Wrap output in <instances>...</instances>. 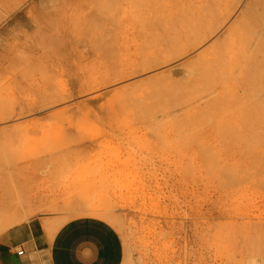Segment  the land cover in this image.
Listing matches in <instances>:
<instances>
[{
	"label": "rangeland",
	"instance_id": "1",
	"mask_svg": "<svg viewBox=\"0 0 264 264\" xmlns=\"http://www.w3.org/2000/svg\"><path fill=\"white\" fill-rule=\"evenodd\" d=\"M209 1L27 0L6 17L0 204L22 202V224L42 218L50 237L75 218L108 220L124 264H264V22L253 13L230 31L250 0ZM62 3L89 34L28 39Z\"/></svg>",
	"mask_w": 264,
	"mask_h": 264
},
{
	"label": "crops",
	"instance_id": "2",
	"mask_svg": "<svg viewBox=\"0 0 264 264\" xmlns=\"http://www.w3.org/2000/svg\"><path fill=\"white\" fill-rule=\"evenodd\" d=\"M47 223L33 219L0 236V264H124L121 236L107 221L75 218L52 237Z\"/></svg>",
	"mask_w": 264,
	"mask_h": 264
},
{
	"label": "bare ground",
	"instance_id": "3",
	"mask_svg": "<svg viewBox=\"0 0 264 264\" xmlns=\"http://www.w3.org/2000/svg\"><path fill=\"white\" fill-rule=\"evenodd\" d=\"M25 1H27V0H0V23L6 18V17H8L13 11H15L16 9H18V7L19 6H21V4L22 3H24ZM71 1V3H72V0H70ZM75 1V0H74ZM79 2L81 1V3H82V1H84L85 3H83V4H86L87 5V2L89 1V0H78ZM189 1V0H188ZM198 1V0H197ZM209 1V0H208ZM211 1V0H210ZM209 1V2H210ZM218 1V0H217ZM234 1V0H233ZM239 1V0H238ZM196 2V1H195ZM200 2V1H199ZM205 2V1H204ZM221 1H219V3H220ZM227 2V1H226ZM235 2H237V0L235 1ZM240 2V1H239ZM186 3H187V1H186ZM201 3H203V2H201ZM238 3V2H237ZM66 5L68 4V3H65ZM65 4H64V6H65ZM69 4H70V2H69ZM83 4H80L81 5V7L83 8V7H85L86 5H83ZM188 4H190V3H188ZM193 4V6L195 5V3H192ZM197 4V3H196ZM239 4V3H238ZM237 4V5H238ZM191 5V4H190ZM203 5V4H202ZM205 5V4H204ZM207 5V4H206ZM211 5V4H210ZM210 5H208V7L207 8H209L210 7ZM217 5H218V2H217ZM237 5H235V10H236V6ZM62 6H63V3H62V5H60V8L59 9H57L55 12H54V15H53V17H51V20H50V18L49 17H47V16H43L42 18H40L39 16H40V14H39V16L37 15L36 17H34V18H36V20L34 21V26L37 28V31L35 32V34L33 35V36H30V37H27L28 39H34V40H44V39H52L53 41H57L58 39H72L71 37H73V39L74 40H77L76 38H80L79 36H81V35H78L77 33L82 29L83 31H82V33H83V35H84V33H85V36H86V34L88 33V32H85V30L80 26L79 27V25H81V24H77L76 26L77 27H79L80 29H78V31L75 29V18L72 16V18H71V15L69 14V16H67V13H66V15H65V12H69V11H67L66 9V11L64 10V14H63V8H62ZM192 6V5H191ZM197 6V5H196ZM221 6V5H220ZM67 6H65L64 8H66ZM81 7H80V9H81ZM190 7V6H189ZM232 7H233V5H232ZM231 7V8H232ZM197 8V7H196ZM212 8V7H211ZM194 9H195V7H194ZM198 9V8H197ZM216 9V8H215ZM229 9V8H228ZM233 9V8H232ZM187 9H185V11H186ZM199 10V9H198ZM203 10V9H202ZM208 10V9H207ZM210 10V9H209ZM214 10V9H213ZM212 10V11H213ZM217 10H219V12H221L220 11V9H217ZM230 10V9H229ZM243 10H245V11H241L242 13L240 14V16H238L237 18H236V20H234L233 21V23H232V25H231V27L229 28V30L230 31H233V29H234V27L236 26V25H240V23H242L243 21V19L245 20H249V18L250 17H254V20H253V18H251L252 19V21L255 23L256 22V24H257V26H259V22L257 23V21L259 20V21H262V22H264L263 20L264 19H262V18H259V17H264V0H250V2L248 3V5L246 6V8L244 9L243 8ZM255 10H259L258 11V15H260L259 17L258 16H256L257 14H255ZM262 10V11H261ZM1 11H3L2 13H1ZM188 11V10H187ZM194 11V10H193ZM206 10H204V12H205ZM215 11V10H214ZM183 12V11H182ZM201 12V11H200ZM209 12V11H208ZM211 12V11H210ZM209 12V13H210ZM261 12H262V15H261ZM181 13V12H180ZM179 13V14H180ZM185 13V12H184ZM191 12H189V14H190ZM216 13H218V12H216ZM254 13V15H252ZM183 14V13H182ZM181 14V15H182ZM194 14H195V12H194ZM208 14V13H207ZM215 14V13H214ZM214 14H213V16H214ZM222 14V13H221ZM230 14V13H229ZM43 14H41V16H42ZM187 15V14H186ZM198 15V14H197ZM228 15V14H227ZM252 15V16H251ZM76 16H77V14H76ZM206 16V15H205ZM210 16V15H209ZM211 16H212V14H211ZM212 16V17H213ZM231 15H228V18L230 17ZM255 16L257 17L256 18V20H255ZM37 17H39V18H37ZM71 19H70V18ZM179 17H180V15H179ZM190 17V16H189ZM198 17H200V16H198ZM208 17V16H207ZM219 17H221V16H219ZM48 18V19H47ZM54 18H55V20H58L59 21V25H57V28L55 27L54 28V23H52L53 22V20H54ZM173 18V17H172ZM181 18H183V17H181ZM187 18V16L185 17V19ZM204 18V17H203ZM74 19V20H73ZM190 19V18H189ZM191 19H192V16H191ZM190 19V20H191ZM194 19V18H193ZM200 19H201V17H200ZM199 19V20H200ZM227 19V18H226ZM250 19V20H251ZM44 20H47V22H45L44 24H42V21H44ZM174 20V19H173ZM178 20V19H177ZM181 20V19H180ZM187 20V19H186ZM185 20V21H186ZM198 20V22H200ZM205 20V19H204ZM210 19H207V22L209 21ZM229 20V19H228ZM245 20V21H246ZM172 21V20H171ZM202 21H203V19H202ZM212 20H210V22H211ZM218 21V20H217ZM226 21V20H225ZM77 22V21H76ZM175 22H176V19H175ZM177 22H179V21H177ZM192 22H193V20H192ZM213 22V21H212ZM223 22V21H222ZM71 23H73L74 25L72 26V25H70L69 26V24H71ZM202 23V22H201ZM205 23H206V20H205ZM204 23V24H205ZM214 23H216L215 21H214ZM214 23H213V25H214ZM246 23V22H245ZM179 24V23H178ZM200 24V23H199ZM203 24V23H202ZM210 24V23H209ZM212 24V23H211ZM247 24V23H246ZM252 24V23H251ZM251 24H247L248 25V27L251 25ZM263 26H262V25ZM183 25V24H182ZM188 25V24H187ZM197 25H198V23H197ZM254 25V24H253ZM173 26V25H172ZM189 26V25H188ZM191 26H192V23H191ZM194 26V25H193ZM201 26V25H200ZM199 26V27H200ZM218 26V25H217ZM243 26V25H242ZM255 26V25H254ZM262 26V27H261ZM67 27H69V28H67ZM71 27V28H70ZM72 27H74V32L75 31H77V33L75 32H73V31H71V30H73V28ZM164 27V26H163ZM175 27V26H174ZM183 27H184V25H183ZM195 27V26H194ZM205 27V26H204ZM210 27V26H209ZM214 27V26H213ZM222 27V26H221ZM236 27H238V26H236ZM261 29L264 27V23H261L260 22V26H259ZM165 28V27H164ZM197 28V27H196ZM195 28V29H196ZM208 28V27H207ZM220 28V27H219ZM254 28V27H253ZM255 28H256V26H255ZM69 29V30H68ZM71 29V30H70ZM172 29V28H171ZM252 29V28H251ZM168 30V29H167ZM175 30H177V29H175ZM181 30V29H180ZM185 30H186V27H185ZM187 30H189V29H187ZM194 29H192V31H193ZM200 30V29H199ZM208 30V29H207ZM214 31H216L215 30V27H214V29H213ZM245 30V29H244ZM254 30V29H253ZM258 30H259V28H258ZM263 30V29H262ZM169 31V30H168ZM201 31V30H200ZM199 31V33L200 34H198L197 33V31H196V34L197 35H199L198 37L197 36H195L196 37V39H195V41H193V42H189V45H190V43H191V46H194V49L195 48H197L198 46H201L204 42L203 41H205V39L203 38V36L201 37L200 35H202L201 34V32ZM217 31H218V29H217ZM236 31V30H235ZM246 31V30H245ZM170 32V31H169ZM168 32V33H169ZM188 32V31H187ZM210 32H212L211 34H214L215 32H213L212 30L210 31ZM210 32H208V33H210ZM227 32H228V30H227ZM249 32V31H248ZM81 32H80V34H82ZM165 33V32H164ZM164 33H162L163 35H164ZM177 33V32H176ZM206 33V32H205ZM205 33H203V35H205ZM229 33V32H228ZM237 33V32H236ZM73 34L74 35H78V36H73ZM89 34V33H88ZM175 34V33H174ZM181 34V33H180ZM185 34V33H184ZM189 34V33H188ZM195 34V35H196ZM247 34V33H246ZM262 34V32L260 33V35ZM26 35V34H25ZM167 36L169 35V34H166ZM170 35H171V33H170ZM169 35V36H170ZM176 35V34H175ZM208 34H206V36H207ZM248 35V34H247ZM263 35V36H262ZM261 36H262V38L264 37V30H263V34H262ZM88 36V35H87ZM180 36V35H179ZM184 36V35H183ZM194 36V35H193ZM206 36H204V37H206ZM211 36V35H210ZM251 36V35H250ZM82 37V36H81ZM185 37H187V36H185ZM238 37V36H237ZM248 37V36H247ZM163 38H164V36H163ZM167 38V37H166ZM201 40V39H203V40H199V39ZM209 37L207 36V39H208ZM249 38V37H248ZM81 39V38H80ZM79 39V40H80ZM161 39V38H160ZM165 39V38H164ZM175 39V38H174ZM177 39H178V36H177ZM207 39H206V41H207ZM264 39V38H263ZM158 40V39H157ZM156 40V41H157ZM176 40V39H175ZM174 40V41H175ZM182 40V39H181ZM184 40V39H183ZM186 40V39H185ZM190 39H188V41H189ZM221 40H223V39H221ZM249 40V39H248ZM247 40V41H248ZM46 42H47V40H45ZM44 41V42H45ZM161 41V40H160ZM165 41H166V39H165ZM173 41V40H172ZM174 41L172 42V44L174 43ZM187 41V42H188ZM217 41L220 43V44H218V45H220V47L223 45V46H225V42L222 44L221 42L222 41H219V40H217L216 39V43H217ZM253 41V40H252ZM262 41V40H261ZM41 42V41H40ZM75 42V41H74ZM77 42V41H76ZM176 42V41H175ZM185 42V41H184ZM203 42V43H202ZM228 42V41H227ZM238 42V41H237ZM258 42H260L259 40H258ZM264 42V41H263ZM155 42H153V44H154ZM160 43H162V42H160ZM167 43V42H166ZM170 43V42H169ZM186 43V42H185ZM185 43H184V45H185ZM215 43V42H214ZM213 43V44H214ZM247 43H249V42H247ZM246 43V44H247ZM261 43V42H260ZM259 43V44H260ZM74 44V43H73ZM152 44V45H153ZM157 44H159V43H157ZM164 44V43H163ZM162 44V45H163ZM179 44V43H178ZM213 44H212V46H213ZM222 44V45H221ZM252 44V43H251ZM259 44L257 43L256 44V47H255V49L257 48V51L259 50V52H260V50H261V47H262V45L259 47ZM262 44V43H261ZM180 45H182L183 46V44H179V46ZM187 45V44H186ZM214 45H216V44H214ZM241 45V44H240ZM164 46V45H163ZM169 46H170V44H169ZM172 46V45H171ZM210 47V49H207V50H205V51H202V53L200 54V57H199V55H198V57L199 58H201V56H203V54H205L206 52H209L208 50H211L213 47ZM258 46V47H257ZM167 47V46H166ZM175 47V46H174ZM174 47H173V49H174ZM177 47V46H176ZM216 47H218V46H216ZM227 47V46H226ZM234 47V46H233ZM248 47V46H247ZM20 48H22L23 49V47H20ZM144 48V47H143ZM145 48H146V46H145ZM147 48H149L148 46H147ZM150 48H152V47H150ZM149 48V49H150ZM156 48V47H155ZM162 48V47H161ZM165 48V47H164ZM185 48V47H184ZM187 48V47H186ZM253 48V47H252ZM260 48V49H259ZM15 49V48H14ZM14 49H13V51H14ZM168 49V48H167ZM178 49V48H177ZM192 49V48H191ZM216 49V48H215ZM225 49V48H224ZM254 49V51H256ZM23 50H25V49H23ZM26 50H28V52L29 53H33L34 54V56H35V58L38 56H36L35 54H39V56H41L40 54L41 53H38L37 51H35V50H30V49H27L26 48ZM49 50H51V48L49 49ZM153 49H151V51H152ZM159 50H160V48H159ZM164 50V49H163ZM188 50V49H187ZM241 50V49H240ZM239 50V51H240ZM248 50V49H247ZM11 51V50H10ZM145 51V50H144ZM144 51H143V54H144ZM150 51V50H149ZM154 51V50H153ZM160 51H162V50H160ZM254 52V54L255 53H259V52ZM21 52H23L24 53V51H22L21 50ZM27 52V51H26ZM27 52V53H28ZM168 52H170V51H168ZM168 52H166L165 51V53H168ZM179 52H180V49H179ZM182 52V51H181ZM219 52V51H218ZM223 52V51H222ZM222 52H221V54H222ZM235 52H236V50H235ZM249 52V51H248ZM247 51H246V53H248ZM7 53V52H6ZM10 53V52H9ZM19 53V52H18ZM28 53V54H29ZM147 53V52H146ZM146 53H145V58L147 57L146 56ZM155 53H156V51H155ZM216 53V52H215ZM252 53V52H251ZM251 53H248L247 54V56L248 55H250V57L249 58H252V54ZM161 53H159V55H160ZM170 54V53H169ZM262 54V53H261ZM14 55H15V53H14ZM13 55V53H12V57L14 56ZM32 54H30V56H31ZM147 55H148V53H147ZM152 55V54H151ZM156 55H157V53H156ZM174 55V54H173ZM175 55L177 56V51L175 52ZM182 55V54H181ZM246 55V54H245ZM263 55V54H262ZM5 56H7V55H5ZM45 56V55H44ZM168 56V55H167ZM216 56H217V53H216ZM225 56V55H224ZM257 56H259V55H257ZM42 57H43V54H42ZM41 57V58H42ZM141 58H139V59H142L143 60V55L142 56H140ZM150 57V56H149ZM171 57V56H170ZM170 57H168V58H170ZM174 57V56H173ZM1 58V57H0ZM20 58V57H19ZM39 58V57H38ZM144 58V59H145ZM148 58V57H147ZM151 58H153V56L151 57ZM160 58V57H159ZM162 58V57H161ZM178 58H180V57H178ZM214 58V60H215V57H213ZM221 58V57H220ZM238 58V57H237ZM248 57L247 58H245L244 57V59H249ZM257 58V57H256ZM12 59H15V60H12V61H17V63H18V58L16 59V56H14ZM37 59V58H36ZM153 59H155V58H153ZM162 59H164V58H162ZM223 59V58H222ZM234 59V58H233ZM8 60H10L9 58H8ZM65 60V59H64ZM151 60V59H150ZM165 60V59H164ZM195 60L197 61V59L195 58ZM201 60V59H200ZM242 60V59H241ZM20 61H21V58H20ZM19 61V62H20ZM22 61H24V60H22ZM146 61V60H145ZM144 61V62H145ZM153 61V60H152ZM157 61H159L158 60V58H157ZM168 61V60H167ZM194 61V60H193ZM238 61H240V60H238ZM238 61H233L235 64H238V63H236V62H238ZM251 60L249 59V60H247L246 61V63H245V61H243V63L242 64H244V66L243 65H241L242 66V68L243 69H245V67L247 66V64H248V62H250ZM5 62H7V61H0V69L2 68V67H4V65L5 66H7L8 64H5ZM11 62V61H10ZM9 62V63H10ZM142 62V61H141ZM164 62V61H163ZM198 62H200V61H198ZM202 62V61H201ZM204 62V61H203ZM214 62V61H213ZM212 62V63H213ZM217 62H219V61H217ZM225 62H226V60H225ZM258 62V61H257ZM15 63V66H16V62H14ZM24 63V62H23ZM140 63V62H139ZM138 63V64H139ZM154 63V62H153ZM168 63V62H167ZM171 63V62H170ZM169 63V64H170ZM195 63H197V62H194V65H195ZM50 64H52V63H50ZM54 64V63H53ZM141 64V63H140ZM147 64V67H149V69H151L152 70V66L150 65L151 64V62H149L148 61V63H146ZM145 64V65H146ZM150 66H149V65ZM157 64V63H156ZM206 64V63H205ZM215 64V63H214ZM221 64V63H220ZM225 64V63H224ZM12 65H13V63H12ZM11 65V66H12ZM191 65V64H190ZM192 65H193V63H192ZM234 65V64H233ZM253 65H254V63H253ZM20 66H21V64H20ZM140 66H143L142 64L140 65ZM154 66H155V64H154ZM182 66V65H181ZM180 66V67H181ZM189 66V65H188ZM236 65H234V67H235ZM238 66V65H237ZM236 66V67H237ZM14 67V66H13ZM12 67V68H13ZM21 67H23V66H21ZM146 67V66H145ZM146 67V68H147ZM231 67H232V65H231ZM239 67H240V65H239ZM238 67V68H239ZM16 68V67H15ZM160 68V67H159ZM173 68V67H172ZM175 68V67H174ZM233 68V67H232ZM238 68H237V70H238ZM241 67H240V70L242 69ZM250 68V67H249ZM255 68V67H254ZM195 69V68H194ZM198 69V68H197ZM201 69V68H200ZM234 69V68H233ZM63 70V69H62ZM145 70H147V72H149V70L148 69H145ZM1 71V70H0ZM4 71H7V70H3V72ZM194 71V70H193ZM247 71V70H246ZM61 72H63V71H61ZM144 72H146V71H144ZM168 72V71H167ZM227 72V71H226ZM200 73V72H199ZM207 73H209V72H207ZM223 73V72H222ZM1 74V73H0ZM168 74V73H167ZM167 74H165L166 76H168ZM193 76V75H192ZM162 77H164L163 75H162ZM161 77V78H162ZM194 77V76H193ZM168 78V77H167ZM163 79V78H162ZM169 79V78H168ZM167 79V80H168ZM172 79V78H171ZM194 79V78H193ZM198 79V78H197ZM166 79H164L163 81H165ZM174 80V79H173ZM179 80V79H178ZM189 80H191V79H189ZM195 80H196V77H195ZM200 80V79H199ZM192 81V80H191ZM168 82V81H167ZM179 82V81H178ZM198 82V81H197ZM169 83V82H168ZM175 83V82H174ZM173 83V84H174ZM167 84V83H166ZM165 84V85H166ZM171 84V83H170ZM176 84V83H175ZM178 84V83H177ZM176 84V85H177ZM168 85V84H167ZM171 86V85H170ZM50 88H52V87H50ZM55 88V87H54ZM172 88V86L170 87V89ZM175 88H176V86H175ZM174 88V89H175ZM178 88V87H177ZM74 89H75V87H74ZM169 89V88H168ZM48 90H49V88H48ZM45 91V90H44ZM52 92V91H51ZM70 95V94H69ZM47 96V95H46ZM53 97H55V96H53ZM71 97V96H70ZM52 98V97H51ZM60 100H62L61 98H59ZM64 99V98H63ZM60 100H59V102H60ZM66 100V99H65ZM54 101V100H53ZM55 101H58L57 99H55ZM53 103V102H52ZM54 103H56V102H54ZM53 103V104H54ZM58 103V102H57ZM2 201V200H1ZM33 201L36 203V198H34L33 199ZM43 201V200H42ZM28 204H30V203H28ZM27 204V205H28ZM31 205V204H30ZM24 206V204L22 203V202H18V201H12L11 203L10 202H4V201H2V204H0V213H2L3 212V210H6V214L5 215H0V225L1 226H6V227H10V226H14V225H20V224H22L24 221H27V219H28V217L30 216V214H32L33 215V212L31 211V210H27V215L26 216H22L21 214H20V211H17V210H20V208L21 207H23ZM31 207H33V205H31ZM92 210V209H91ZM17 211V213L16 214H13V212H16ZM29 211H31V212H29ZM34 211V210H33ZM88 211V210H87ZM95 211H97V209L95 210ZM28 212H29V214H28ZM86 212V211H85ZM99 212V211H98ZM98 212H95V214L96 213H98ZM85 214H92V213H90V211H89V213L87 212V213H85ZM108 221V220H107ZM112 223V222H111ZM54 234L52 233V235L51 236H53Z\"/></svg>",
	"mask_w": 264,
	"mask_h": 264
},
{
	"label": "built area",
	"instance_id": "4",
	"mask_svg": "<svg viewBox=\"0 0 264 264\" xmlns=\"http://www.w3.org/2000/svg\"><path fill=\"white\" fill-rule=\"evenodd\" d=\"M23 252H19V255H21Z\"/></svg>",
	"mask_w": 264,
	"mask_h": 264
}]
</instances>
